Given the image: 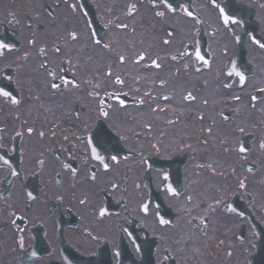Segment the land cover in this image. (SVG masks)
Returning <instances> with one entry per match:
<instances>
[{
	"label": "flooded vegetation",
	"instance_id": "1",
	"mask_svg": "<svg viewBox=\"0 0 264 264\" xmlns=\"http://www.w3.org/2000/svg\"><path fill=\"white\" fill-rule=\"evenodd\" d=\"M0 264H264V0H0Z\"/></svg>",
	"mask_w": 264,
	"mask_h": 264
}]
</instances>
